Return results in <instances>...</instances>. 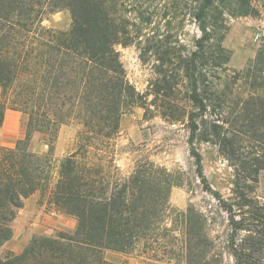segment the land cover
<instances>
[{"label":"trees","instance_id":"1","mask_svg":"<svg viewBox=\"0 0 264 264\" xmlns=\"http://www.w3.org/2000/svg\"><path fill=\"white\" fill-rule=\"evenodd\" d=\"M64 10L68 31L45 26ZM251 11L249 0H0V130L8 109L28 116L25 138L0 148V250L34 194L76 221L73 231L35 235L20 255L0 254V264H114L107 251L146 264H264V203L254 193L264 173V45L241 70L225 47L227 17ZM130 48L152 67L144 94L122 61ZM134 107L186 129L203 206L174 207L183 173L133 143L119 148ZM72 123L81 130L55 163L59 132ZM35 134L49 142L43 156L30 149ZM204 144L234 172L228 196L204 175Z\"/></svg>","mask_w":264,"mask_h":264},{"label":"rangeland","instance_id":"2","mask_svg":"<svg viewBox=\"0 0 264 264\" xmlns=\"http://www.w3.org/2000/svg\"><path fill=\"white\" fill-rule=\"evenodd\" d=\"M252 11L248 16H228L227 24L230 27L226 36L225 47L232 52L230 66L234 69H244L250 60L254 59L258 51L264 45L262 41H255L254 34L264 25V0H249ZM45 26L58 31H68L72 25V17L69 11L64 10L51 16L46 21ZM122 61L124 63L127 76L131 83L135 85L141 93L148 91L149 83L153 78L152 67L144 65L134 48L122 51ZM23 114V113H22ZM25 133L28 116L25 114ZM2 130V129H1ZM81 127L75 123L63 126L54 144L55 163L67 154L68 149L75 142L78 131ZM123 135L119 141V148L126 149L130 144L142 147V155L149 156L157 164L164 166L170 172L180 171L183 173L185 181L184 187H174L171 191V204L185 210L190 203L203 206L205 195L204 183L198 177L195 160L190 154L187 144V131L183 126H169L155 117L152 120L146 119L145 110L141 107H134L130 113L124 115L122 119ZM4 138V137H3ZM6 143L2 147H13L17 140L9 139L6 136ZM25 134L22 138L24 139ZM5 139V138H4ZM30 149L37 155L43 156L49 151V142L40 134H35L32 139ZM127 150V149H126ZM203 157V172L210 186L216 191L228 196L231 193V182L233 180V170L230 164L220 155L218 148L211 144H204L200 147ZM119 165L124 172L130 170L132 157L130 154L123 153L119 160ZM255 195L264 203V173L260 176L259 184L256 186ZM36 195L40 196L39 193ZM76 221L71 218H62V223L55 228L52 234H38L45 236L56 235L61 228L73 231ZM60 228V229H59ZM7 252L0 250V254L5 256ZM107 260L114 264H144V260L135 255L127 256L124 254L107 251ZM226 264H234L233 260H227Z\"/></svg>","mask_w":264,"mask_h":264},{"label":"crops","instance_id":"3","mask_svg":"<svg viewBox=\"0 0 264 264\" xmlns=\"http://www.w3.org/2000/svg\"><path fill=\"white\" fill-rule=\"evenodd\" d=\"M1 96L2 90L0 88V98ZM24 115L11 109L6 111L5 121L2 130H0V146L6 145L4 142L7 140L6 136L17 141L24 136ZM39 200L40 197L36 194L25 200L24 207L13 222V238L2 247V251L20 255L35 235L52 234L55 228L62 223V218L66 219L62 215L47 212L46 205H40Z\"/></svg>","mask_w":264,"mask_h":264},{"label":"built area","instance_id":"4","mask_svg":"<svg viewBox=\"0 0 264 264\" xmlns=\"http://www.w3.org/2000/svg\"><path fill=\"white\" fill-rule=\"evenodd\" d=\"M263 38H264V25L260 27L254 34L255 41H262Z\"/></svg>","mask_w":264,"mask_h":264}]
</instances>
